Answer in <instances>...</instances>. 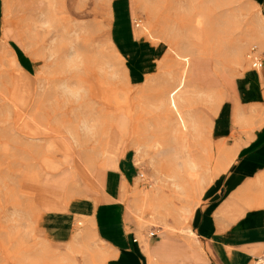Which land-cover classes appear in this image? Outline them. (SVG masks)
<instances>
[{
	"label": "rangeland",
	"instance_id": "374dc122",
	"mask_svg": "<svg viewBox=\"0 0 264 264\" xmlns=\"http://www.w3.org/2000/svg\"><path fill=\"white\" fill-rule=\"evenodd\" d=\"M60 8L0 0V264H111L87 221L57 240L45 215L95 197L100 173L123 155L135 170L125 219L140 244L150 231L193 238L190 211L253 130L236 120L224 147L208 123L225 85L249 69L251 47L264 56L256 0Z\"/></svg>",
	"mask_w": 264,
	"mask_h": 264
},
{
	"label": "crops",
	"instance_id": "0c3cea01",
	"mask_svg": "<svg viewBox=\"0 0 264 264\" xmlns=\"http://www.w3.org/2000/svg\"><path fill=\"white\" fill-rule=\"evenodd\" d=\"M256 2L264 29V0ZM134 42L135 38L120 37L117 44ZM260 60L261 69H252L248 63L249 69L225 85L208 123L211 140L224 147L232 145L230 137L239 129L236 120L248 121L241 126L253 130L233 143L237 147L227 169L210 181L190 211L193 238L150 231L147 242L140 244L125 219L124 200L135 170L123 155L100 173L95 197L75 199L65 210L45 215V224L57 240L65 239V232L79 217L106 247L111 264H252L253 257L264 250V199L260 205L252 204V195L262 193L258 185L264 184V56Z\"/></svg>",
	"mask_w": 264,
	"mask_h": 264
},
{
	"label": "built area",
	"instance_id": "2783aa9c",
	"mask_svg": "<svg viewBox=\"0 0 264 264\" xmlns=\"http://www.w3.org/2000/svg\"><path fill=\"white\" fill-rule=\"evenodd\" d=\"M254 53H255V48L251 47L250 53L247 54V57L250 61V67L252 69L259 70L261 69L262 62L260 58H258V56H256ZM252 264H264V250L260 254L255 255L253 257Z\"/></svg>",
	"mask_w": 264,
	"mask_h": 264
},
{
	"label": "bare ground",
	"instance_id": "6f19581e",
	"mask_svg": "<svg viewBox=\"0 0 264 264\" xmlns=\"http://www.w3.org/2000/svg\"><path fill=\"white\" fill-rule=\"evenodd\" d=\"M66 1L67 0H60V3H61V6H62V8L64 9L65 8V3H66ZM62 8H60V9H62ZM258 17H259V21H260V24H261V28L263 29V24H262V17H261V15H260V12H258ZM149 44V43H148ZM153 54H154V52H153ZM148 55V54H147ZM149 55H151V54H149ZM157 55V54H156ZM153 56V55H152ZM148 57V56H147ZM149 58V57H148ZM151 59V58H150ZM149 61V60H148ZM151 62V61H150ZM148 64V63H147ZM143 65H145V64H143ZM149 69V68H148ZM12 75H13V72H12ZM190 77V76H189ZM13 84H17L18 83V81H19V75H15L13 78ZM109 149V148H108Z\"/></svg>",
	"mask_w": 264,
	"mask_h": 264
}]
</instances>
